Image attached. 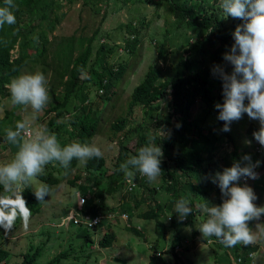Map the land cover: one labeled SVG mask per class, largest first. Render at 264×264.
Here are the masks:
<instances>
[{
  "label": "rangeland",
  "instance_id": "rangeland-1",
  "mask_svg": "<svg viewBox=\"0 0 264 264\" xmlns=\"http://www.w3.org/2000/svg\"><path fill=\"white\" fill-rule=\"evenodd\" d=\"M178 1L185 2L190 8H193L199 2V0ZM208 4H211V6L208 7ZM203 5L206 7L205 15L208 16L209 13H215L220 17V19H216L222 26L218 25V27H220V32L225 33L226 36H240L246 32H260L264 36V0H257V3L253 0H217L216 3L213 0H206L203 2ZM40 11H45L44 14H47V17L44 15L40 18L38 16H29L28 21L23 22L22 26L37 24L42 28H47V24L55 20V23H53L54 31L48 34V40L51 41L50 44L70 34H74L75 37L92 36L91 45L93 48L99 43L112 45V53L105 55L106 64H114L116 62L126 64L122 77L112 79L113 85L110 87V98L108 100L98 97L96 85L85 87L82 85L75 87L67 101L68 103L71 99L81 100L86 96L85 98L89 99L91 103L90 109L94 110V104L100 100V106L97 108L93 118L91 120L87 119L90 122L97 121L98 125L89 143L84 147V151L89 149L91 152H99L104 157L108 170L112 171L113 162L118 152L117 139L119 137L121 140L123 135L119 136L118 132H111L109 123L118 116L125 115L133 86L141 80L147 67L152 65L155 60L157 49V45L155 46V44L157 41L159 43L162 38L167 37L166 41L170 49L169 55H173L174 57L182 55L186 41L189 42L190 37L198 34L201 31V27L195 26L193 31L182 27L175 32H170L166 36L163 35L162 26L164 21L167 20V11L161 7L157 8L154 0L153 3L146 0H41L36 14ZM170 18L171 16L168 17V19ZM126 23H130L136 28L135 35L138 42L136 43L137 51L135 53L127 52L122 47L124 40L130 38V34L123 29ZM38 26L29 28V32L34 28L30 33L31 35H35L34 32L38 29ZM79 40L80 38L74 39L70 37L63 44H76ZM55 44L60 45L58 42ZM225 49L227 50V48ZM230 50L232 51L231 54H234L233 62L228 67L226 73L220 77V82L226 85L227 90H213V92L223 94L224 105L230 108L226 132L231 140L224 139L223 146L225 150H231L234 144L242 154H245L246 152L249 153L250 149H252L251 141L255 134L254 129H259L264 125V89H255L248 83L255 66L250 65L246 67L243 65L242 58L246 54L247 45L244 44L242 50L231 46ZM92 59L91 55L89 61ZM153 65L160 70H165L167 66L171 65V62L157 60ZM28 67L29 64L25 70ZM33 70H40L38 63L33 64ZM261 71L264 74V70L262 69ZM51 74V69L46 71L45 75L48 80L51 78ZM23 76L24 73L21 71L19 78L22 79ZM37 82H39V85L34 87L33 81L30 80L28 88L41 90L48 81L40 77L37 79ZM21 86L22 88H26L27 82H22ZM241 88L248 95L254 96L255 99H250L249 101L241 100L243 98L239 93ZM57 91L54 90V92ZM28 94L27 91L19 92L20 100L25 101L19 106H15V115L19 117L20 124L14 125V119L10 122L4 121L0 123V134L3 136L9 132H13V127H28L31 131L30 139L22 140L24 148L18 153H10L9 155L8 151L4 150L3 145L0 144V177L9 176L11 180L15 179L20 167H23V174H25L30 188L35 190L43 184V181L34 176L35 172H50L53 176L59 177L62 173V167H49L42 155L29 151L28 145L37 137L34 138V132L37 130L34 122H39L43 125L46 115L42 113L48 107V104L42 98H36L40 103L39 108L36 109L30 102ZM167 94L168 92L166 91L161 100L152 104V107L154 104L157 105V112L161 114V118L170 111ZM219 101L220 99L216 97L214 104H217ZM202 106L199 98H197L195 103L190 107L189 119L195 120V124L199 122L197 112L202 110ZM206 113L209 119L206 117L204 123H201V133H205L212 128L213 130L217 128V120L214 114L208 111ZM48 114L51 113L49 112ZM129 118L131 119L130 124L134 126L135 131L125 141L128 149H130V145L135 143V138L138 137L140 132L143 134H154L155 132L158 136L157 130H159V126L155 125V122L158 121L157 117L146 121L140 106L132 108ZM173 119L171 118V120ZM23 121H29L32 125H27L25 122L22 123ZM251 124L255 125V128H250ZM257 131L260 132L261 130ZM48 135L52 138L50 140L56 144V147H60V155H62L64 165L72 154L78 150L77 144L75 145L76 138L71 136L68 129L59 130L54 133L48 132ZM218 147L219 151L217 155L221 156L225 151L220 144ZM154 152L155 155L151 158L153 162L163 158L157 146L154 148ZM199 153L205 157L204 149L201 148ZM83 159L84 156H81V161L76 164L72 172L77 171L79 173L84 168ZM9 160L14 163L12 169L8 168ZM206 162L207 160H202L200 166L205 167ZM125 165L127 166L128 163L122 160L120 167L124 169L125 175H130V171ZM106 172L107 170L102 172L103 177L102 175L100 176L99 186L105 187L107 183L105 179ZM197 174L195 183L204 189L205 193L186 194V198L195 207L199 204L200 195H204L203 198H205V196L210 194L211 190H214L202 182V178L205 176L201 169L197 171ZM258 177L261 182L259 184L261 192L258 195H252V202L261 208V212L264 213V169H257L256 174L251 176L244 184L246 186L244 190H237L235 192V195L229 201V203L235 201L232 203V209H236L235 203L242 196L251 192L252 185L258 183ZM84 182L91 184V179ZM160 183L161 176L154 174L151 180L144 185L147 188L155 187V190L151 194L154 201H141L138 207H134L133 199L137 200L139 197L147 194L145 192L144 195H141V188L143 187L141 185L139 188H134L132 192H129L128 197L123 188L120 187L105 198V204L110 209L116 211H119V207L125 203L130 208L133 207L127 212L128 219L126 221L118 218L109 221V224H111L110 229L114 232L115 239L108 247H99L97 244L101 229L92 231L82 224L74 225L71 222L66 226L55 225V222L60 217L66 215L68 209L74 205L79 188L65 183L63 189L55 194V189L60 184L56 187L52 186L42 201L39 212L29 218V221L32 222L27 220L17 227L25 228L26 232L31 233L16 236V231L13 233V230H11L13 222L0 217V247L9 252L8 261H1L0 264H31L30 259H33L31 255L35 249L39 254L38 258L35 259L37 264H44L56 252L64 249L69 252L64 257L59 258L56 264H148L150 245L152 243H155L160 257L167 264H173L174 261L177 264H217L215 263V257L218 256V253L209 246L204 245L201 239L194 238V234L189 226L183 228L178 240L173 243L170 252H162L164 249L169 248L170 238L173 235L171 223L165 219L172 212V204L169 209L167 205L171 199H175L176 197L163 186L158 187ZM250 199L251 197L248 196V200ZM154 203L162 208V212L157 219L139 217L140 214L152 208ZM209 205L210 202H206L203 205V209ZM176 209L181 211L178 207ZM189 209L182 210L184 211V215L189 212ZM59 211L60 213L56 214ZM197 217L195 218L194 227L199 224ZM216 218L217 215L215 214L212 220H216ZM225 218L231 222V225L234 222L244 225L246 227V235H249L250 227L255 219L256 224L254 222L252 227L255 235H252L251 239L256 241L258 248L253 253L250 264H264V215L260 212L258 214L254 213V209L251 207H245L244 209H236L234 216H225ZM191 223H193V220ZM126 224L131 228H128ZM203 228L202 225L198 227L201 235H203ZM102 229L104 228L102 227ZM132 229L137 230L138 234H134ZM78 231L81 233H85L86 231L91 238L95 237L92 241L85 242L81 237L74 235ZM231 263L237 264L233 258H231Z\"/></svg>",
  "mask_w": 264,
  "mask_h": 264
},
{
  "label": "trees",
  "instance_id": "trees-1",
  "mask_svg": "<svg viewBox=\"0 0 264 264\" xmlns=\"http://www.w3.org/2000/svg\"><path fill=\"white\" fill-rule=\"evenodd\" d=\"M41 0H0V99H5L9 96L8 89L5 84L16 81L21 71H23L25 80H32L33 84L38 86L36 77L33 75L34 59L39 57L45 61V68L52 70L51 78L48 80L47 76H42L48 82L42 87L44 90V96L47 97L50 103L51 110H57L60 103H65L75 87L83 85H96L97 90H101L102 93L98 97L108 100L110 98V87L113 85L112 79L119 78L126 68V64L118 63L115 69L112 66L106 64L105 55L113 51L112 45L99 43L95 48L91 45V37H81V39L75 44H63L61 40L55 41L60 43L50 44L47 34L42 32L40 38L42 44L37 46L35 40L29 39V25L22 26V23L28 21L29 16H38L39 18L45 11H40L36 14L39 3ZM152 2L153 0H146ZM157 8L161 7L167 11V17L162 26V34L168 35L170 32H175L178 29L185 27L187 30H194L195 26L201 27V31L189 38V42L186 41V45L183 48V54L169 55L170 49L167 44V37L162 39L157 45L155 60L152 65H149L143 74L141 80L133 86L128 101L127 113H130L134 106H140L144 108L143 115L146 121H150L153 117H157L158 121L155 122L156 126L164 132V135H156L152 133L143 134L140 132L138 137L135 138V143L132 145L131 157L129 161L132 164V178L138 183V186H143L141 189V195L137 200H134V207H138L141 201L153 200L151 194L155 190V187L150 188L144 185L148 183L153 174H159L161 176V183L158 185L163 186L166 190L175 195V199L169 201L167 208L169 209L171 204L178 202V208L189 209V212L184 215L183 221L176 220V207L172 208L173 218L171 220V227L173 235L170 238L169 248L164 249L165 252H170L173 243L176 242L185 226H189L192 233L197 234L196 228L191 221L200 216L202 222L208 219L207 213H200L202 206H193L192 203L186 204L182 196L186 194H200L205 193V190L200 188L196 183L197 171L199 169L207 174L203 176L202 182L211 188L214 186L216 190L215 199L209 200L210 204H218L221 195V183L228 182L229 180L234 184L233 189L230 190V195H233L234 190L239 189L237 182L240 177L247 172L248 164L243 160L238 148L233 144L232 149L229 152H225L222 156L213 158L215 150L219 147L218 139L221 136L230 138L226 132L227 118L230 112L229 106L224 105L223 94L214 93L213 90H227L226 85L220 82V77L224 75L228 67L232 64L234 54L225 49L224 45L235 44L240 50L242 45L247 43L248 50L242 58L244 66H255L253 72H251V84L255 89H264V77L262 69L264 70V36L257 32H251L242 36H226L225 33L220 32V25L216 18L220 17L215 13H209L205 15L206 7L203 2L206 0H199L193 8L187 6L185 2L178 0H154ZM215 3L217 0H213ZM257 3V0H253ZM208 7L211 4L207 5ZM24 15V16H23ZM170 19H168L169 16ZM221 16V14H219ZM53 23L49 22L47 25L50 29L53 27ZM222 26V25H220ZM227 27V26H226ZM129 34L130 38L124 40L123 48L130 53L137 51L136 43L138 39L135 35L136 28L130 23H126L123 26ZM94 35V34H93ZM68 41V40H67ZM217 43L215 44V42ZM50 44V45H49ZM49 45V46H48ZM48 46V47H47ZM11 49L15 51L11 52ZM13 53V54H12ZM92 55L93 59L89 61V57ZM108 56V55H107ZM48 58V60H47ZM157 60L163 62L170 61L171 65L167 66L165 70H160L153 65ZM29 67L25 70L26 66ZM97 65V67H96ZM253 66V67H254ZM24 68V69H23ZM23 69V70H22ZM31 72L32 74H29ZM211 77V79H210ZM103 79L105 82H103ZM169 89V90H167ZM54 90H58L54 92ZM168 92V106L170 111L167 112L164 117L161 118V114L157 112V105L152 104L161 100L165 92ZM239 93L243 98L241 100L249 101L255 99L254 96L248 95L243 89L239 90ZM86 97V96H85ZM83 97L81 100H84ZM219 98V103L213 107V101L215 98ZM199 98L202 103V110L197 112L198 121L189 119V110L196 99ZM89 105H83L82 111L85 117H91L95 115L97 108L100 106V100L94 104V110L90 109ZM210 109V110H209ZM99 110V109H98ZM212 112L217 120V130L219 135L214 131L208 130L205 133H201L202 125L204 123L207 113ZM59 116V112L55 111L53 116H50L45 126L53 130V132L59 131V127L56 123V119ZM8 117V116H6ZM171 118H174L171 120ZM131 119L125 115L118 116L113 119L109 126L111 132H118L119 136L123 135L121 140L118 137V153L116 161L122 156L130 152L125 147V141L135 131L134 126L130 124ZM98 122L82 120L77 126V130L71 133V136L75 135L80 139L91 137L96 130ZM142 129V128H141ZM256 131L254 135L258 134ZM159 148V153L162 155V160L154 161V165L148 167V172L144 178L137 177V167L140 163L151 162V158L155 155L154 148ZM204 149L205 157H203L199 151ZM39 153V152H37ZM40 154V153H39ZM252 157L259 161V168H264V155L258 156L253 154ZM202 160H207L205 167H201ZM218 162L221 164L218 165ZM86 167L92 168V170H99L103 166V159L98 158L94 160L92 154L85 162ZM169 164V165H168ZM125 167L131 169L129 164ZM124 169L118 164H115V168L111 173L105 175L108 187L99 186V177L93 176L91 178V184L95 186L94 189H87L82 187L80 189L81 195L84 196V201L81 205V211L86 212L90 210L92 213L97 211L108 212L114 209H110L105 204V198L110 196L114 191L112 182L117 180L114 187L119 189L121 187V181L123 179ZM37 175H42L41 172H37ZM50 176V172L46 173ZM103 177L102 172L98 176ZM116 178V179H115ZM206 178V181H204ZM5 181L0 183V213L14 214L17 217L30 218L33 214L38 213L39 202L41 193L37 192L29 196L26 200H19L15 193L5 189ZM257 189L261 191L260 186ZM259 191L255 193L258 195ZM127 197L129 192H126ZM199 200H204L202 196H199ZM237 207L242 209L246 206L245 198L239 201ZM133 207H129L126 203L119 207V211L128 212ZM225 210L226 213L232 214L230 211ZM162 212V208L154 203L152 208H149L139 217L155 218L157 219ZM104 222L100 221L98 224L91 228L92 231L100 230V235L97 239L99 247L110 246L114 240V232L109 229H102ZM225 229V228H224ZM136 235L137 230L132 229ZM81 237L83 241H92L93 239L85 231H80L74 234ZM257 245V244H256ZM255 244H246L245 248L234 247L231 252L235 256H240L237 264H250L247 258V249L254 251L257 249ZM33 251V250H32ZM68 250H59L54 256L48 259L44 264H56L57 260L64 257ZM159 252L155 243L150 245V254L148 256V264H167L160 255L155 253ZM160 254V253H159ZM9 252L6 249L0 247V262L8 261ZM39 254L35 249L31 255L33 259L31 264H37L35 259ZM215 263L217 264H230L227 258V251L223 250L215 257ZM39 264V263H38ZM173 264H177L174 261Z\"/></svg>",
  "mask_w": 264,
  "mask_h": 264
},
{
  "label": "clouds",
  "instance_id": "clouds-1",
  "mask_svg": "<svg viewBox=\"0 0 264 264\" xmlns=\"http://www.w3.org/2000/svg\"><path fill=\"white\" fill-rule=\"evenodd\" d=\"M30 26H32V27L34 26V28H35L38 25L37 24H34V25L30 24ZM29 28H31V27H29ZM32 30H30V32H29V39L35 40L37 46L42 44V40L40 38V34L42 32H44L48 36L49 33H52L54 31L53 27L50 29V26H48L47 28H42L41 26H38V29L35 30V32H34L35 35H31L30 33ZM249 33H251V32L242 33V36L245 37L244 35L249 34ZM257 33H260V32H257ZM70 37H73L74 39H77V38L81 39V36L75 37L74 34H70L68 36L61 37L59 40H61L62 42H65ZM164 38H166V37H164ZM164 38H162V39H164ZM54 43H56V42H54ZM244 44L247 45V43H244ZM244 44L242 45V49H243ZM224 46H225V48H228V51L231 53H232V51L230 50L231 46H235L238 50H240L235 44L224 45ZM247 50H248V45H247ZM10 51L14 52L15 49H11ZM40 56L35 58L34 62H32V64L38 63L40 66V70H35L33 72V75L36 77V79H38L42 76H45L46 71L50 70V68H47V69L45 68V66H44L45 61H43L40 58ZM118 63H121V62H116L114 64H111V63L110 64L107 63V64L112 66V69H115ZM123 73H122V75H123ZM29 74H32V73L29 72ZM122 75L119 78H121ZM210 79H211V77H210ZM24 81L27 82L26 88H22V86H21L22 82H24ZM29 81L30 80H25L24 78L20 79L18 77V79L16 81H13L12 83L5 84V87L8 89L9 96L5 97V99H0V123L4 122V121L10 122V121H12V119H14V122H13L14 125L20 124L19 117L17 115H15V106H17V105L19 106L23 101H25V100H20V98H19V92H23V91H27L29 93L28 97L30 98V102L35 106L36 109H38L39 105H40V103L36 100V98L40 97L47 102L48 107L45 108L43 110V113H42V114L46 115L45 122H47V120L49 119L50 116H53L55 111L59 112V116L56 119V123H57L60 130L68 129L70 131V133L75 134V132L77 130L76 124H78L82 120H87V119L91 120L92 119L91 117H85L83 114V111H82L83 105H89V103H90L89 99H87V98H84V100L71 99L67 103V101L69 99L68 98L64 104L60 103V106L58 107L57 110H51L50 103L48 102L47 97L44 96L43 88L41 90L29 89L28 88ZM17 82H18V87H17ZM103 82H105L104 79H103ZM33 86L37 87L34 84H33ZM120 87H121V84H120ZM120 87H118V88H120ZM241 89H243V88H241ZM167 90H169V89H167ZM97 92H98V94L102 93L101 90H97ZM167 96L169 99L168 94H167ZM129 98H130V95H129ZM223 99H224V96H223ZM215 100H216V98L214 99V101ZM214 101H213V107L219 103L218 102L217 104H214ZM6 105L8 106L7 108H6ZM127 110H128V103H127ZM142 110L144 111V108H142ZM49 112L51 114H48ZM210 113L213 114L212 112H210ZM125 114L127 117H129V113H127V111ZM6 116H8V117H6ZM3 117L5 118L4 120H3ZM24 122L27 125H32V123L29 121H23L22 123H24ZM45 122H43V125L40 124L39 122H34L35 125L37 126V130L34 132V138L36 136L37 137L35 139H33L32 142L28 145L29 151L35 152V153L39 152L40 155H42L44 157V160L49 167H53V168L62 167L61 175L59 177H55L51 173H50V176H47L46 173H42V175H37V172H40V171L35 172L34 176L36 178L40 179L41 181H43V184L38 189L32 190L30 188L28 182H27V178H26L25 174H23L24 168L20 167L19 172L17 174V177L15 179L11 180L9 176L0 177V183L5 181L6 182L5 183V189L11 191L13 194L15 193V196H17L19 200H26L27 201V199L29 198L30 195L35 194L37 192H40L41 196H40V202H39V209H40V206L42 204V201L45 199V197L47 196V194L50 191L52 186L56 187L58 184H60V186L55 189V194L59 193L63 189V186L65 183L69 186H77L79 188V192L76 193V200H75L74 205L68 209L66 215L60 217L59 220L55 222L56 226H66V225H68L69 222H71L74 225H80V224H76L75 222H73V218H77L78 220H81L84 217V215H87L90 217L101 216L100 219L95 224H93L90 227H87L90 229L93 226H95L96 224H98L100 221L104 222L105 225L101 226L104 229H106V228L110 229L111 224H109V221H111L115 218L126 221L128 219V213L126 211L112 210V211H108V212L97 211L96 213H92L88 209L86 210V212L81 211V205L84 201V196L81 195L80 189L82 187H87V189H94L95 188L94 185L87 184L84 181L91 179L93 176L99 177V180H100V176H98V174L100 172L107 170L106 175L108 173H111L115 168V164H118L120 166V162L122 160L127 162L131 169H129L130 175H125V173H123V175H122L123 179L121 181V188H123L124 192H132V190L134 188H139L138 183L136 181H134V179L132 178L133 177L132 176V173H133L132 164L129 161V158L131 157V149H132L133 144L130 145V149H129L130 152L127 153L126 155L122 156L120 159H118V161H116V157H115V161L113 162V166H112L113 170L110 171V170H108V168L105 164L104 157L99 152H97V151L91 152V151H89V149L84 151V147L89 143V140L92 137V135H91V137H88L86 139V141H85V138L80 139L79 137H76L75 135H73L72 137L76 138L75 139V145L77 144L78 150L75 153H73L72 156L63 165L64 161H63L62 155H60V152H61L60 147L57 148L56 144L50 140L52 138L48 135V132L49 133H54V132H53V130H51L45 126ZM13 128H14L13 132H9V133L5 134L4 136L0 134V144L3 145L4 150L8 151L9 155L12 152L10 151V147H9L8 143L10 142V140L12 138H14L15 136H19V138H20V144H21L22 149L15 152V153H18V152L22 151L24 148V146L22 144V140L23 139L28 140L31 137V131L28 127H22V128L13 127ZM250 128H255V125L251 124ZM257 130H261V131L252 137V141H251L252 149H250L251 151L249 153L246 152L245 154H242L241 151L239 149H237L240 152L243 160H245L248 164L247 172L244 173L240 177L239 181L237 182V184L240 187L237 190H244V188L246 187L244 184L247 182V180L251 176L256 174L257 169H264V168H259L258 167L259 161L257 159L255 160L252 157V155L254 153L258 154V156L264 155V142L262 145L258 143L259 138L264 140V125H262L261 128H259V129L258 128L254 129V132H256ZM211 131H214L217 135L220 134L219 131L217 130V128L215 130H213V128H212ZM157 133H158V135H164V132H162L160 129L157 130ZM225 138L226 137L221 136L218 139V143L220 144V146L223 148V150L225 152H229L230 150L226 151L224 146H223ZM226 139L231 140V138H226ZM118 142L119 141L117 139V147H118ZM40 144H42V145L40 146ZM125 147H126V145H125ZM218 151H219V148L217 150H215L216 156L214 154L213 158L220 157L217 155ZM15 153H12V154H15ZM92 154L94 155L95 161L98 158L103 159V166L99 170H92V168H88L85 166L86 165L85 162L88 160V158ZM81 156H84V159L82 160L84 168L79 173L77 171L72 172V170L74 169L76 164L79 161H81L80 160ZM162 159H160V160H162ZM8 163H9L8 168L12 169L14 167V165H13L14 163L10 160L8 161ZM151 164L154 165V162L151 161V162H147V163L138 164V167L136 169L137 170V177L138 178H144L148 172V167ZM219 164H221V162H218V165ZM205 176H207V174H205ZM257 179H258L257 180L258 183L253 184L252 188H251V192H249L247 194L249 197H251V199L248 200V196L244 195L235 203V206H236V209H239L237 207L238 205H236V204H239V201L241 199L245 198V201H246L245 207H251L252 209H254V213L258 214V212H260L261 214L264 215V213L261 212L262 209L257 207L252 202V200H253L252 195H255V193L257 191L261 192L260 190L257 189V186H259V184L261 183L259 177ZM204 181H206V178ZM116 183H117V180H114L112 182L114 190H117V188L114 187L116 185ZM233 185L234 184L230 180L227 183L223 181V183H221V195H220L219 203L216 205L210 204L209 206L205 207L204 209L202 206L200 213H207L208 219L206 221L202 222L201 217H197L199 219V224L197 226H195V228L197 230V234L194 235V238L201 239L202 243L204 245L209 246L212 250H214L218 254L222 253L223 250H226L227 251V258H228L230 264H232L231 258H233V260L235 262H239V261H236L237 257H239V259L241 258L239 255L235 256L231 252L232 248H234V247L245 248L246 244H255V245L257 244L256 241L251 239L252 235H255V232L252 229L254 222L256 224L255 219H254V221L250 227L249 235H246L247 234L246 233V227H244V225L236 223V222H234V224L231 225V222L227 218H225V216H228V217L234 216L235 210H236L235 208L232 209V205H233L232 203H234L235 201L232 203H229V201L233 198V196L235 195V192L237 191V190H234L233 195H230L229 192L231 189H233ZM105 187H108L107 183H106ZM211 188H213L214 190H211L210 194L205 196L204 200H199V205H204L206 202H208L212 198L215 199L216 190H215L214 186H212V185H211ZM224 188H226V190H224ZM200 196L204 197V195H200ZM182 199L187 205L191 203L186 198V196H182ZM173 207H178V202H176L175 204H172V208ZM244 208H242V209H244ZM39 209H38V211H39ZM183 209H185V208H180L179 210H181V211H177V213L175 215L177 221H183L184 220V211H182ZM225 210H228L227 212L230 211L232 214L226 213ZM58 213H60V211L56 212V214H58ZM215 214L217 215V218H216V220H212V217L215 216ZM0 217L4 218L5 220H10V222H13L11 230H13V233H15V231H16V236L17 235H26V234L31 233V232H29V233L26 232L25 228H17L19 224H23L27 220L29 221V218L26 219L25 217H17L14 214L13 215L7 214L5 212L3 214L0 213ZM172 218H173L172 212L169 213L168 217L167 216L165 217L166 221H168L169 223L171 222ZM29 222H32V221H29ZM194 224H195V219L193 221V226H194ZM126 225L128 226V228H131L128 224H126ZM200 225H202L204 227L203 228V235L200 234L199 229H198V227ZM94 237L95 236H93V238ZM114 239H115V236H114ZM256 250L249 251L247 249L246 254H247V258L249 259L250 263H251V257L253 256V253L256 252ZM162 252L165 253L164 250ZM155 254L159 255V252H156Z\"/></svg>",
  "mask_w": 264,
  "mask_h": 264
},
{
  "label": "built area",
  "instance_id": "built-area-1",
  "mask_svg": "<svg viewBox=\"0 0 264 264\" xmlns=\"http://www.w3.org/2000/svg\"><path fill=\"white\" fill-rule=\"evenodd\" d=\"M264 140L259 138L258 139V143L259 144H263ZM101 216H93V217H90V216H87V215H84V217L81 219V220H78L77 218H73V222H75L76 224H82L86 227H90L92 226L93 224H95L99 219H100ZM239 257L236 258V261H239Z\"/></svg>",
  "mask_w": 264,
  "mask_h": 264
},
{
  "label": "water",
  "instance_id": "water-1",
  "mask_svg": "<svg viewBox=\"0 0 264 264\" xmlns=\"http://www.w3.org/2000/svg\"><path fill=\"white\" fill-rule=\"evenodd\" d=\"M8 144L12 153L22 149L19 136L12 138Z\"/></svg>",
  "mask_w": 264,
  "mask_h": 264
},
{
  "label": "crops",
  "instance_id": "crops-1",
  "mask_svg": "<svg viewBox=\"0 0 264 264\" xmlns=\"http://www.w3.org/2000/svg\"><path fill=\"white\" fill-rule=\"evenodd\" d=\"M208 118V117H207ZM209 119V118H208Z\"/></svg>",
  "mask_w": 264,
  "mask_h": 264
}]
</instances>
